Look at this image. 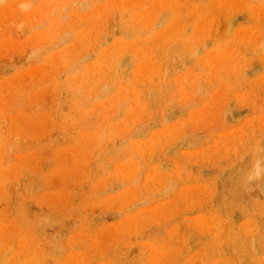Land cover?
Returning <instances> with one entry per match:
<instances>
[{
	"label": "rangeland",
	"instance_id": "obj_1",
	"mask_svg": "<svg viewBox=\"0 0 264 264\" xmlns=\"http://www.w3.org/2000/svg\"><path fill=\"white\" fill-rule=\"evenodd\" d=\"M0 264H264V0H3Z\"/></svg>",
	"mask_w": 264,
	"mask_h": 264
},
{
	"label": "clouds",
	"instance_id": "obj_2",
	"mask_svg": "<svg viewBox=\"0 0 264 264\" xmlns=\"http://www.w3.org/2000/svg\"><path fill=\"white\" fill-rule=\"evenodd\" d=\"M2 2H3V0H0V3H2ZM21 7L23 9H27L29 7V5L28 4H22Z\"/></svg>",
	"mask_w": 264,
	"mask_h": 264
}]
</instances>
